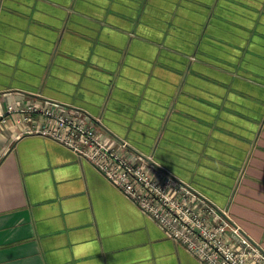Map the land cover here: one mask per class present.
<instances>
[{
    "label": "crops",
    "instance_id": "1",
    "mask_svg": "<svg viewBox=\"0 0 264 264\" xmlns=\"http://www.w3.org/2000/svg\"><path fill=\"white\" fill-rule=\"evenodd\" d=\"M77 111L264 251V0H0V264H201L42 134Z\"/></svg>",
    "mask_w": 264,
    "mask_h": 264
},
{
    "label": "built area",
    "instance_id": "2",
    "mask_svg": "<svg viewBox=\"0 0 264 264\" xmlns=\"http://www.w3.org/2000/svg\"><path fill=\"white\" fill-rule=\"evenodd\" d=\"M53 118L54 126L44 128L43 135L83 153L97 171L199 263L264 264L263 249L251 244L239 228L228 221L230 218L226 214L220 212L224 221L220 225L214 224L188 205L184 197L177 198L167 192L153 179L143 163H137L138 159L126 154L125 142L120 144L103 139L96 133V119L81 111L72 116L60 114ZM139 158L142 159L141 156ZM171 181L176 182L174 178ZM180 186L185 195H196L184 184ZM214 209L211 207V212H215ZM230 226L236 236L233 245L225 238Z\"/></svg>",
    "mask_w": 264,
    "mask_h": 264
},
{
    "label": "water",
    "instance_id": "3",
    "mask_svg": "<svg viewBox=\"0 0 264 264\" xmlns=\"http://www.w3.org/2000/svg\"><path fill=\"white\" fill-rule=\"evenodd\" d=\"M115 139H117L118 141H119V138H117L116 136H114V135H112ZM119 142H121V143H124L123 141H119ZM146 160L147 161H149L150 163H152V164H154L153 162H152V160H150V159H148V158H146ZM228 221L235 227V228H237V226L234 224V223H232L229 219H228ZM240 233L246 238V239H248V241L251 243V244H253L254 246H256L257 248H260L255 242H253V240H251L250 238H248L243 232H241L240 231ZM261 249V248H260ZM262 252L264 253V251L262 250Z\"/></svg>",
    "mask_w": 264,
    "mask_h": 264
}]
</instances>
